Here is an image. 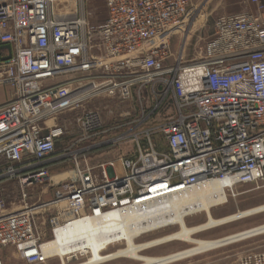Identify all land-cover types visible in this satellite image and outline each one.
<instances>
[{"label": "built area", "instance_id": "2783aa9c", "mask_svg": "<svg viewBox=\"0 0 264 264\" xmlns=\"http://www.w3.org/2000/svg\"><path fill=\"white\" fill-rule=\"evenodd\" d=\"M56 1L0 0V87L12 92L0 103V184L14 181L19 190L13 208L0 195V264L5 248H17L24 264L77 262L43 249L88 217L145 209L206 183L225 182L227 200L238 197V186L264 187V0L219 17L191 62L172 56L168 41L192 0H102L98 26L90 25L85 0L54 13ZM167 97L174 115L151 125ZM105 98L123 104L118 120L85 110ZM80 109L77 137L56 153L67 130L53 123ZM126 143L133 153L79 166L94 150ZM67 159L70 176L54 180L61 175L49 168ZM44 182L55 189L52 198L31 203L29 191ZM236 264H264V252Z\"/></svg>", "mask_w": 264, "mask_h": 264}, {"label": "rangeland", "instance_id": "374dc122", "mask_svg": "<svg viewBox=\"0 0 264 264\" xmlns=\"http://www.w3.org/2000/svg\"><path fill=\"white\" fill-rule=\"evenodd\" d=\"M71 1L73 2L74 0H61L59 2H54L52 6L53 12L56 13L59 11V9L64 11L65 8L68 10L77 8ZM85 8L86 12L88 13V20L90 25L98 26L104 21L105 9L102 0H85ZM247 11H253V7L249 4L247 5V3L243 2V0H192L187 18L185 19L184 23L169 38L168 45L171 55L181 57L184 62H191L199 59L203 52L205 44L213 34L214 24L216 20L221 16L234 15ZM11 94L12 92L9 87H1L0 103L7 101L11 97ZM165 103H167L165 113L169 114V109H172L169 102V97L165 99ZM93 107L100 108L105 123H108L109 120L112 119L118 120L119 114L122 110H124L123 104H119V102L115 100L106 98L90 101L85 105V110ZM81 112L82 110L80 109L70 113H66L62 116H59L53 123L59 126H63L67 130L66 138L60 140L56 145V153L62 154L68 141H70L73 136L77 137L78 117ZM162 117H164L163 114H161L160 117H153L154 119L151 121V125L162 122ZM49 125H52V123H50ZM109 137L112 136H108L107 138ZM151 139L157 150H165V145L164 143L160 142L159 135H153ZM72 151L73 150L71 149L68 152ZM127 152L133 153L132 145L128 143L116 147H105L86 154L85 157L80 158V160L78 159V162L79 166L82 167L84 166L83 161L85 160L87 166L94 168L98 164L110 161L118 155H124V153ZM73 169V162L70 159H67L65 160V162H61L59 165L50 167L49 175H61V178H64L67 175L62 174H68V176H70L69 173H71ZM48 184V182H44L41 185L33 188L32 191H29L31 203L37 200H39L40 202H45L52 198V194L55 189L49 187ZM0 189H2V191H0V195L3 197L6 207H15L19 202V190L16 183L14 181H4L0 184ZM236 191L238 193V197H236L235 199L228 198V202L226 204L215 207L216 209H211V214L214 218L217 219L226 217L239 211H244L264 204V187L255 189L254 186L245 185L238 186ZM204 220L205 219L203 214H198L188 217L185 222L188 226H192L203 223ZM261 221H263L264 223V213L210 230L206 233L198 235V237L207 240L225 237L238 232H242L246 227V230L255 227V225L257 226V223L259 224L261 223ZM176 229L177 227L164 228L138 238L137 242L148 241L160 237L164 234H168L172 231H175ZM47 238H49L48 234ZM122 247L123 246H119L117 248ZM187 247H189V245L187 244L172 243L154 248L149 251H144L141 253V255L148 257L164 256L167 254L175 253L177 251H181ZM4 250L5 252H2L3 264H24L22 260L19 262V258L14 254L13 248H6ZM250 252H264V233L235 242L201 256L184 259L172 264H236L240 256ZM78 259V261L81 260L80 258ZM114 262H123L124 264H141L138 261L129 259L117 260L110 263ZM50 263L59 264V261L53 259ZM75 263L76 262H71L70 264Z\"/></svg>", "mask_w": 264, "mask_h": 264}, {"label": "bare ground", "instance_id": "6f19581e", "mask_svg": "<svg viewBox=\"0 0 264 264\" xmlns=\"http://www.w3.org/2000/svg\"><path fill=\"white\" fill-rule=\"evenodd\" d=\"M60 177L54 180H60ZM225 182L203 184L191 192L164 203L144 208L127 207L113 210L99 218L88 217L62 228L46 243L43 252L56 255L63 262L80 257L75 264H106L129 259L141 264H172L218 250L235 242L264 233V224L217 239H201L198 235L237 222L264 211V204L235 214L214 218L211 209L228 202ZM216 209V208H215ZM204 216V222L192 226L186 218ZM177 227L160 237L137 242V239L164 228ZM182 243L189 247L158 257L141 255L167 244ZM123 246L122 248H117Z\"/></svg>", "mask_w": 264, "mask_h": 264}, {"label": "crops", "instance_id": "0c3cea01", "mask_svg": "<svg viewBox=\"0 0 264 264\" xmlns=\"http://www.w3.org/2000/svg\"><path fill=\"white\" fill-rule=\"evenodd\" d=\"M243 2H245V3H247V5H248V0H243ZM3 87V86H2ZM1 88V87H0ZM169 102H170V104H171V108L172 109H169V114H166L165 113V110H166V106H167V103H163V106H162V108L159 110V112H158V114H157V116H161V114H163V116L164 117H162L163 118V121H165L167 118H169L170 116H172V115H174V113H175V109H174V106H173V102H172V99L170 98V100H169ZM2 103V102H1ZM162 121V122H163ZM251 209V208H250ZM248 210V209H247ZM245 211V210H244ZM261 213H264V211L263 212H261ZM261 213H258V214H256V215H259V214H261ZM256 215H253V216H249V217H247V218H243V220L244 219H248V218H250V217H254V216H256ZM242 219H240V220H238V221H241ZM262 223V224H261ZM261 223H257V226L255 225V227H258V226H261V225H263L264 223H263V221H261ZM254 226V225H253ZM247 228V227H246ZM246 228H245V230H246ZM249 228V227H248ZM252 228H254V227H252ZM251 229V228H250ZM242 230V229H241ZM244 230V231H245ZM248 230V229H247ZM6 249V248H5ZM14 249V254L19 258V262L22 260L21 259V257H20V254H19V251H18V249L17 248H13ZM2 252H5V250L3 249L2 250ZM1 252V253H2ZM23 261V260H22ZM51 261H49V262H47L46 264H51L50 263ZM24 263V262H23ZM110 264H124L123 262H114V263H110Z\"/></svg>", "mask_w": 264, "mask_h": 264}]
</instances>
